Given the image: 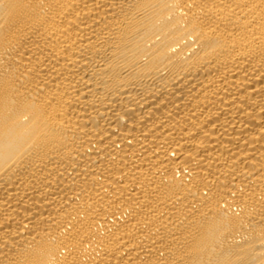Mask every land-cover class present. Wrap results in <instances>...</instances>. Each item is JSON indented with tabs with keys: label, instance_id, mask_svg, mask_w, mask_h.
Listing matches in <instances>:
<instances>
[{
	"label": "bare ground",
	"instance_id": "bare-ground-1",
	"mask_svg": "<svg viewBox=\"0 0 264 264\" xmlns=\"http://www.w3.org/2000/svg\"><path fill=\"white\" fill-rule=\"evenodd\" d=\"M0 264H264V0H0Z\"/></svg>",
	"mask_w": 264,
	"mask_h": 264
}]
</instances>
